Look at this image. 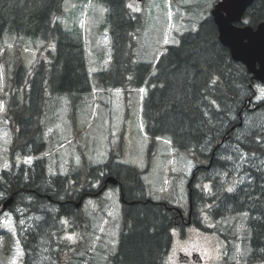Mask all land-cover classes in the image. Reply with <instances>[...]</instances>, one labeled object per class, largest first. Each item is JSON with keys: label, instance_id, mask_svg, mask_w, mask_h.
<instances>
[{"label": "trees", "instance_id": "1", "mask_svg": "<svg viewBox=\"0 0 264 264\" xmlns=\"http://www.w3.org/2000/svg\"><path fill=\"white\" fill-rule=\"evenodd\" d=\"M103 1L110 8L113 64L97 74L98 83L113 88H144L142 116L146 133L152 139L168 137L173 145L193 155L196 166L188 183V211L144 195V171L115 162L114 152H110L107 162L86 164L72 177L47 175L45 160L17 172L5 170L0 175V204L10 197L14 198L13 204L20 199L26 202L28 195L33 199L29 203L32 212L44 218L55 217L57 225L63 224L64 218L75 225L86 223L88 231L90 218L81 204L103 189L101 173L107 171L106 176L118 179L122 200L119 242L107 264H164L174 228H180L183 236L188 226L213 231L203 221L204 212L216 220L248 213V262H264V98H258L256 82L220 42L209 10L197 30L182 34L178 44L168 45L151 63L137 60L139 15L132 11L129 0ZM64 2L0 0V41L6 33H15L41 39L44 45L40 49H46V58H39L30 68L20 65L12 78L7 76L12 83L7 90L10 96L6 98V113L14 130L13 154L23 150L25 155L37 156L45 150L41 119L49 88L68 92L73 102L78 94L92 89L83 38L65 30L58 19ZM244 18L253 25L264 20V0H255ZM17 43L23 41L18 39ZM233 178L240 181L229 185ZM98 179L103 183L96 190L92 183ZM206 183L212 188L208 189ZM228 186L233 191H228ZM49 202L53 210L44 211ZM42 204L46 207H40ZM206 204H210L207 211ZM49 225L42 222L24 235L27 252L37 244L51 243L49 232L55 229ZM61 245L63 249L53 253L57 262L72 255L73 246ZM75 250L80 253V264L95 260L87 243L84 247L81 241Z\"/></svg>", "mask_w": 264, "mask_h": 264}, {"label": "rangeland", "instance_id": "2", "mask_svg": "<svg viewBox=\"0 0 264 264\" xmlns=\"http://www.w3.org/2000/svg\"><path fill=\"white\" fill-rule=\"evenodd\" d=\"M200 1L129 0L132 11L139 15L137 60L155 63L168 45L178 44L185 32L197 30L206 9H211L217 0H203L196 8ZM109 10L108 3L103 0H65L63 4L59 22L65 30L83 38L92 89L78 94L76 102L68 92L47 90L45 114L41 119L46 148L37 156L25 155L23 150L12 153L14 130L7 117L6 98L10 96L7 90L12 85L13 71L20 65L30 68L39 58H46V49H40L44 42L15 33H6L0 41V175L5 170L17 172L21 167L33 166L37 160H45L47 175L70 174L72 177L86 164L107 162L110 152H114L115 162L134 165L144 171V195L188 211V182L196 166L193 155L173 145L168 137L152 139L146 133L142 116L144 88L122 90L98 83L97 74L112 68L113 64ZM18 39L23 44H16ZM54 85L58 87L59 81ZM256 88L258 98H264L261 93L264 84L259 83ZM28 158H31L30 163ZM106 174L107 171L101 173V177L105 178ZM239 181L233 178L229 185ZM101 184L102 180L98 179L92 187L98 190ZM205 185L211 189L210 183ZM25 197L26 202L20 199L5 211L0 204V264H80V253L75 247L81 241L84 247L87 243L92 248L95 257L92 263L83 264H107L119 242L122 209L119 185L109 186L101 196L90 195L83 200L81 209L90 218L88 231L86 223L75 225L64 218L63 224L57 225L53 220L55 217L44 218L40 213L32 212L29 203L33 199L28 195ZM47 206L44 211L53 210L50 202ZM208 206L210 204H206L205 211ZM40 207H46V204ZM248 219V213H241L216 220L204 212L203 221L214 232L188 226L183 236L180 228H174L164 264H264L248 262L251 251ZM5 221L10 223L5 224ZM42 222L55 229L49 232L51 243L37 244L35 249L27 252L23 237L33 231L32 224ZM63 227L64 231L61 230ZM61 244L73 246L71 252L72 255L77 253L75 257L66 255L63 262L55 261L53 253L63 249Z\"/></svg>", "mask_w": 264, "mask_h": 264}, {"label": "water", "instance_id": "3", "mask_svg": "<svg viewBox=\"0 0 264 264\" xmlns=\"http://www.w3.org/2000/svg\"><path fill=\"white\" fill-rule=\"evenodd\" d=\"M142 1V0H137ZM254 0H221L212 10V16L219 29L220 42L229 48L231 57L242 62L255 80L264 83V21L255 28L252 25L237 26L234 23L242 18L243 13ZM118 179L109 175L108 183L116 184ZM8 198L3 206L5 210L13 203Z\"/></svg>", "mask_w": 264, "mask_h": 264}, {"label": "snow or ice", "instance_id": "4", "mask_svg": "<svg viewBox=\"0 0 264 264\" xmlns=\"http://www.w3.org/2000/svg\"><path fill=\"white\" fill-rule=\"evenodd\" d=\"M261 93L264 94V89H261ZM27 162H31V158H28V161ZM5 167H7V165H5ZM228 191H233V189H228ZM5 215H8V214H5ZM10 223V221H5V224H8ZM21 223H23V221H21ZM74 237H69V239H73Z\"/></svg>", "mask_w": 264, "mask_h": 264}, {"label": "flooded vegetation", "instance_id": "5", "mask_svg": "<svg viewBox=\"0 0 264 264\" xmlns=\"http://www.w3.org/2000/svg\"><path fill=\"white\" fill-rule=\"evenodd\" d=\"M257 25V24H256ZM256 25H254V26H256ZM5 202V200L1 203L2 205H3V203ZM38 225V223H34V224H32V230H34L35 228H36V226Z\"/></svg>", "mask_w": 264, "mask_h": 264}]
</instances>
